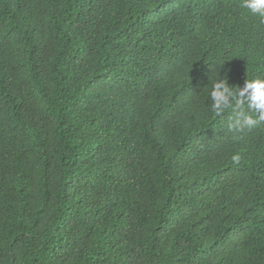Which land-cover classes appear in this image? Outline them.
I'll list each match as a JSON object with an SVG mask.
<instances>
[{
	"label": "trees",
	"instance_id": "1",
	"mask_svg": "<svg viewBox=\"0 0 264 264\" xmlns=\"http://www.w3.org/2000/svg\"><path fill=\"white\" fill-rule=\"evenodd\" d=\"M242 2L0 0V264H264V124L209 97L264 78Z\"/></svg>",
	"mask_w": 264,
	"mask_h": 264
},
{
	"label": "clouds",
	"instance_id": "2",
	"mask_svg": "<svg viewBox=\"0 0 264 264\" xmlns=\"http://www.w3.org/2000/svg\"><path fill=\"white\" fill-rule=\"evenodd\" d=\"M241 6L264 24V0H243ZM209 97L211 111L217 117L230 110L233 117L229 122L231 130L243 131L264 124V78L245 80L244 85L232 87L219 73V78L211 85ZM231 160L239 164L240 153L232 155Z\"/></svg>",
	"mask_w": 264,
	"mask_h": 264
}]
</instances>
